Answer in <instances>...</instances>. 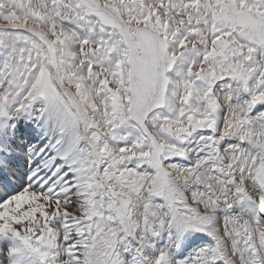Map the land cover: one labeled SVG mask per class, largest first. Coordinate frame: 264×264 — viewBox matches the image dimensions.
Returning a JSON list of instances; mask_svg holds the SVG:
<instances>
[{"label": "snow or ice", "instance_id": "snow-or-ice-1", "mask_svg": "<svg viewBox=\"0 0 264 264\" xmlns=\"http://www.w3.org/2000/svg\"><path fill=\"white\" fill-rule=\"evenodd\" d=\"M0 264H264V0H0Z\"/></svg>", "mask_w": 264, "mask_h": 264}]
</instances>
